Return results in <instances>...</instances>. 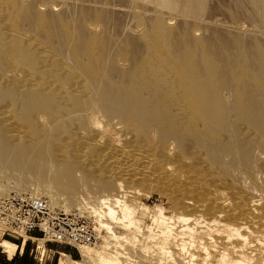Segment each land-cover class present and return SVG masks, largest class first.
Listing matches in <instances>:
<instances>
[{
    "label": "rangeland",
    "instance_id": "obj_1",
    "mask_svg": "<svg viewBox=\"0 0 264 264\" xmlns=\"http://www.w3.org/2000/svg\"><path fill=\"white\" fill-rule=\"evenodd\" d=\"M170 1L0 0V187L10 189L0 198L26 191L92 210L131 194L123 201L142 234L159 212L190 217L195 231L206 229L197 218L219 222L195 234L196 264H222L237 248L262 264L264 0ZM131 89L141 111L126 103ZM149 196L155 208L131 205ZM243 224L245 240L221 226ZM123 241L124 252L141 253ZM35 247L24 248L27 264H38Z\"/></svg>",
    "mask_w": 264,
    "mask_h": 264
},
{
    "label": "bare ground",
    "instance_id": "obj_2",
    "mask_svg": "<svg viewBox=\"0 0 264 264\" xmlns=\"http://www.w3.org/2000/svg\"><path fill=\"white\" fill-rule=\"evenodd\" d=\"M176 1H174L173 3L170 1L172 3V4L170 3V5L171 6L175 5L174 3H176ZM197 3L199 6L202 3H203L202 5H204L203 0L202 1L197 0ZM175 6H178V2L176 3ZM181 6H183V4L182 5L180 4L179 8H181ZM172 7L174 8V6ZM188 11L190 12L188 14L194 13L193 9L192 10L189 9ZM36 59L33 56L31 63L33 64L34 60ZM31 63L26 65H30ZM131 90L135 94H133L132 98H130L129 101H126V103L129 104L130 107H132L134 110L141 111L142 108L144 107V101L142 100V97L140 98V95L138 96V94H140L139 92L137 93L134 89ZM204 90H207L209 92V86L204 87ZM25 104L26 106L27 104L29 105V103H25ZM26 108H30V107L27 106ZM217 113L215 116L220 115ZM122 187H123L122 184L120 183L117 184V189L122 190ZM8 190L10 189L0 187V196L6 193ZM113 200L116 205L109 202V199L107 197L101 198L98 200V202L102 203L104 206H101L99 208H93L91 210L98 222L97 229L99 233L101 232L100 234L101 242L99 243V245L95 244L96 246L91 245V246L80 247L78 249L81 255V259L78 260L79 264H121L122 262L120 260H122L121 259L122 255L123 256L125 255L124 258L123 257L122 258L126 259L127 257L129 258V256L132 254L131 253L132 251L131 252L128 251V254L124 252L122 249L123 248L122 244H121L122 248L120 249L121 246L120 243L122 242V240L124 241L126 240L133 244L138 242L140 249L137 250L141 253L140 254L137 253V255L135 256H134V252L132 254L135 260L138 257L142 258L141 260L139 259L140 261L139 260L135 261L138 264H196L194 261L195 259H197V255H195V253H193L190 249L192 248V246H194L192 243L193 241H195L194 239V237L196 236L195 234L206 233V235H209L210 234L208 232L209 226L219 224V222L216 221L215 219H212L211 221L207 222L197 218L195 220L196 223H198V226L201 227L206 226V229L195 231L194 227L186 225V222L189 221L190 217L177 216L176 218H173L171 220L169 219V221H167L168 219L164 217L161 212H159L158 217L155 216V218L153 219L156 229L151 228L150 226H146V230L144 229L146 233L143 232L142 234L141 230L143 228L141 229L140 227L141 226L140 221L133 217L134 208L132 209L131 207H129L130 205L129 206L126 205V203L123 200H119L118 198H114ZM61 207L65 210H68L63 206ZM178 223H181L182 225H179ZM118 226L123 230V232L117 230ZM221 226L225 230H227L228 233L234 234L240 237L241 239L245 240V236H242L240 230H244V229L246 230L248 229V226L244 224L234 228H231L228 225H221ZM98 227H100V229ZM0 228L1 229L3 228L1 224H0ZM102 229L105 230V232L102 233L101 231ZM139 236L142 238V240L138 238ZM119 239H121V241ZM186 239H188V241ZM117 240H119L120 246L118 245ZM145 240L148 243L151 242V244L149 243L150 244L149 245ZM138 244L136 245L134 244V245L137 246ZM129 246L132 247L131 244ZM153 248L156 249L155 253H154L155 249ZM151 250L153 251L152 252L153 254L151 253L150 255L149 253L151 252ZM235 251H238L239 253H236L234 258L223 259L220 260V262L222 264H251L252 258L250 259L248 255H245L240 250V248L235 249ZM223 255H224V250L221 249V251H219V254L216 255L215 257L218 256V260H219ZM128 258L127 260L130 259ZM132 260L133 257L129 260V262ZM261 260H262L261 263L264 264V257ZM68 264H71V262L69 261ZM202 264H204V262Z\"/></svg>",
    "mask_w": 264,
    "mask_h": 264
},
{
    "label": "built area",
    "instance_id": "obj_3",
    "mask_svg": "<svg viewBox=\"0 0 264 264\" xmlns=\"http://www.w3.org/2000/svg\"><path fill=\"white\" fill-rule=\"evenodd\" d=\"M131 196V194L122 193L117 196H111L108 199L109 202L116 205L113 200L114 198L124 200L127 203ZM33 204H35V208L32 206ZM94 204V207L104 206L100 202ZM157 204H159L158 198L149 196L133 202L131 205L139 209L143 206H147L151 209L155 208ZM90 207L85 202H80L78 205L65 210L61 206H55L50 200L30 192L10 191L0 198V220L4 221L3 224H1L3 228H10L7 221L9 215L17 221H19L21 217L27 218L32 216L33 224L36 226L28 229L27 234L42 238L45 233L38 227L39 218L44 219L46 216L49 224L45 226L49 228V236L53 240H56V232L52 231V227L54 226V230H57L65 240V243L53 241L48 242L68 246L77 250V248L79 249L82 246L95 245L101 241L100 233L97 229L98 222ZM64 213H70V215H65ZM143 224L156 229L155 224L152 221V216H148L147 222ZM15 226L16 224L13 222V227ZM65 228H68V230H65ZM69 241L72 245L68 244ZM73 245H76L77 247H74ZM56 252L57 254L59 253L58 250H56Z\"/></svg>",
    "mask_w": 264,
    "mask_h": 264
},
{
    "label": "clouds",
    "instance_id": "obj_4",
    "mask_svg": "<svg viewBox=\"0 0 264 264\" xmlns=\"http://www.w3.org/2000/svg\"><path fill=\"white\" fill-rule=\"evenodd\" d=\"M35 208V204L32 205ZM65 215H70V213H64ZM8 224L10 225V228H2L0 229V250L6 255L7 260L11 261L14 257V255L17 252V249H19V253L21 256L24 254V248L29 240H31L35 244V253H38L39 255L34 256V259L38 262V264H44L45 259L51 260L53 256L57 255V252L55 250H51V255L49 256V249L46 247V243L48 241L53 242H59V243H65L64 237L57 232V230H54V226L52 227V231L56 232L57 238L56 240H53L49 236V228L45 225L49 224V221L47 220V217L45 216L44 219L39 218V224L38 227L41 231L45 233V235L40 238L36 236H30L28 235V229L36 226L33 224L32 216H29L27 218L21 217L19 221L14 219L11 215L7 217ZM3 220H0V224H3ZM13 222H15L16 226L13 227ZM70 227V226H69ZM63 228V227H61ZM65 230H68V228ZM5 233L11 234L14 238L20 239L21 243L19 245L4 239ZM68 244L72 245L70 241ZM74 247H77L76 245H73ZM78 250V248H77ZM59 259L58 264H68L70 261L71 264H79V261L77 259H73L72 256L69 253L60 251L58 253Z\"/></svg>",
    "mask_w": 264,
    "mask_h": 264
},
{
    "label": "trees",
    "instance_id": "obj_5",
    "mask_svg": "<svg viewBox=\"0 0 264 264\" xmlns=\"http://www.w3.org/2000/svg\"><path fill=\"white\" fill-rule=\"evenodd\" d=\"M26 256H27V249L25 250V252L22 256V261L19 264H27L25 261ZM16 257L17 256L14 255L13 259L11 261H8L5 256L0 255V264H14L17 261Z\"/></svg>",
    "mask_w": 264,
    "mask_h": 264
}]
</instances>
